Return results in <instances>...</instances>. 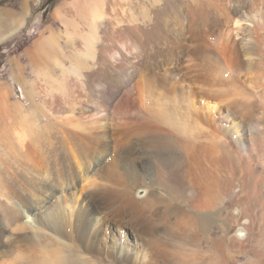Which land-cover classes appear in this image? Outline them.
<instances>
[{
    "label": "bare ground",
    "instance_id": "1",
    "mask_svg": "<svg viewBox=\"0 0 264 264\" xmlns=\"http://www.w3.org/2000/svg\"><path fill=\"white\" fill-rule=\"evenodd\" d=\"M128 1L58 13L89 31L35 46L29 105L0 88V264H264V0Z\"/></svg>",
    "mask_w": 264,
    "mask_h": 264
},
{
    "label": "rangeland",
    "instance_id": "2",
    "mask_svg": "<svg viewBox=\"0 0 264 264\" xmlns=\"http://www.w3.org/2000/svg\"><path fill=\"white\" fill-rule=\"evenodd\" d=\"M12 1L13 0H0V3H2V5H4V6H7ZM53 1L54 0H50V3L45 4V6L43 8L41 7V5H39L35 9V16H32V14H29L28 18L23 20L22 23H24V26L26 27L27 20H29V22H30L29 24L31 26L32 23L34 22V20H36L37 17L41 13L44 15L41 19L42 20L41 23H47L46 15H47L48 10H49V5L53 4ZM106 1H108V0H106ZM149 1L150 0H145V1L143 0L142 5H140V3L137 2V0L128 1L129 5L127 4V6H126V3H123L122 4L123 8H122V5H118L117 7H114V9H115L116 13L119 14L118 15L119 17L121 16V17H124L126 19H129L131 16H133L134 18L131 17L130 20L134 19L136 21V23H141L142 22L141 20L143 18L146 19L144 21H147L148 16L150 15L149 11H150V5L151 4L149 3ZM160 5L162 6V4H160ZM119 6H121V7L119 8ZM125 6L127 7V10L125 9L126 8ZM106 7L107 8L105 10L107 12L109 10V7H108V5ZM129 8L132 11H130ZM67 9H69V8H67ZM70 10H76V9L72 7ZM125 10L127 11L126 13L123 12ZM154 10H158V9L155 8ZM133 13H134V15H133ZM152 15H154V13ZM2 18H3V14H2V11L0 10V20ZM147 24H150V23H147ZM88 25H89V23L85 22L84 20H80L79 18H76V22H74V20H72V21L68 20V23L65 24L63 38L64 37L66 39L71 38L70 36L67 37L68 35L66 36V32L68 31L70 33V35H72V39H73L74 44H77L78 41H82V39L79 38L77 32H79L80 28L84 32L89 31ZM40 26H41V24H40ZM73 30H74V32H73ZM75 31H76V33H75ZM40 32H41V30L40 31L38 30L37 32H32V34H29L27 36L24 34H22L20 36L15 35V36H12L11 38H9L7 41L0 43V88H2L4 91L9 89L12 93L11 99L14 102L23 103L25 105H27V104L29 105V103H30V102H28L27 97H26V91L29 90V87H28V85L25 86L24 83L26 80L29 82L36 80V74H35L36 71L34 70L33 55L31 52L35 49L36 39L39 37L38 35ZM73 35H74V38H73ZM75 35H77V36H75ZM213 41H216V39L215 40L213 39L212 43H213ZM56 42H57V45L60 43L59 41H56ZM60 46L62 47V45H60ZM56 49H58V48H55V50ZM41 56L44 57V55H41ZM54 56L55 55H53L52 57H54ZM16 61L25 63V65H28L27 66L28 70H26L24 73L16 71L15 70ZM51 65H52L51 68L53 69V72H52V69H51V72L53 73V75L54 74L57 76L60 75L61 74L60 66L58 67L54 63L53 64L51 63ZM30 66H32V67H30ZM36 83L40 89H42L41 86H43V88L45 87L44 89L46 90V88H47L46 86H49L48 83H46V81L43 80V78L39 79V81ZM39 83H41L42 85ZM47 90H48V88H47ZM43 94H44L43 96H42V94L35 95V99H37V101H36L37 104H42L41 100L47 98V97H45V96H47L46 93H43ZM148 159L149 160H147L146 162L151 166V168H152L151 172H152V171H154V165H153L152 161L150 160V158H148ZM138 174H140V176L142 177L143 180L141 179L142 181L140 180L141 181L140 186L136 187L134 189V195H135V197H138V198L140 197V198L144 199V198H147V195H148L147 194L148 190H146L147 188H144V187H147L146 186L147 184L145 185L146 175H144V173H142V171H141V173H140V171H138ZM94 178H95V180H97L96 177H94ZM142 182H144L143 183L144 185H142ZM233 198H234V196H231V194H228L227 201H232ZM118 203H121V202H118ZM185 203H186V205L190 204V202H185ZM228 203H230V202H228ZM143 206L144 205L142 204V207H141L142 209L140 208L139 210H136L131 206H129V207L127 206V207H125L124 210L120 211V209L118 208V205L116 204V206H115L116 208L112 209L113 210L112 216L116 219H121V220H125L128 222H133V223H139V222L142 223L143 222L144 223L145 221L147 222V220L152 217L153 210L150 211L151 207L147 208V206H146V209H145L144 208L145 206L144 207ZM232 209H235V208H232ZM235 212H236V210H235ZM236 235L237 236L239 235L242 239L245 237V232L243 231L242 226H234V228L231 229V233H228L226 236L228 238H230V237H233ZM244 260H242L241 263H237V262L234 263V261H231V262H228V264H242V262ZM221 264H226V263L222 262Z\"/></svg>",
    "mask_w": 264,
    "mask_h": 264
},
{
    "label": "crops",
    "instance_id": "3",
    "mask_svg": "<svg viewBox=\"0 0 264 264\" xmlns=\"http://www.w3.org/2000/svg\"><path fill=\"white\" fill-rule=\"evenodd\" d=\"M77 1H82V0H54L53 4L49 5V10L46 15L47 23H41L42 22L41 19L44 16L41 13L37 17V19L34 20L31 26L29 24L30 23L29 20H27L26 27L22 25L23 20L28 18L29 14L35 16V9L39 5H41V7L43 8L45 4L50 3V0H13L7 6H0V10L2 11L3 14V18L0 20V37L1 38L4 37V39L2 38L3 40H0V43L7 41L9 38L15 35L20 36L24 34L27 36L29 34H32V32H37L38 30L39 31L41 30V32L38 35L39 37L36 39L35 45L37 46V48L42 45L45 37L51 35V33L55 35L57 41H59L60 44L63 46L65 44L63 38L65 20L60 19L58 17V13L63 11L64 8L67 9V7L71 9L74 5H77ZM17 26L20 28H18ZM14 29H18V30L15 31ZM12 30H14V32H11ZM8 33L9 36L6 35ZM36 51L37 53H39V49H37ZM27 66L28 65H25V63L16 61L15 70L24 73L26 70H28Z\"/></svg>",
    "mask_w": 264,
    "mask_h": 264
},
{
    "label": "trees",
    "instance_id": "4",
    "mask_svg": "<svg viewBox=\"0 0 264 264\" xmlns=\"http://www.w3.org/2000/svg\"><path fill=\"white\" fill-rule=\"evenodd\" d=\"M0 6H4V5H2V3H0Z\"/></svg>",
    "mask_w": 264,
    "mask_h": 264
}]
</instances>
